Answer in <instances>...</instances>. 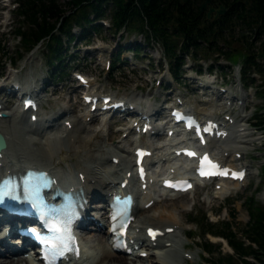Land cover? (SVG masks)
<instances>
[{
    "label": "rangeland",
    "instance_id": "374dc122",
    "mask_svg": "<svg viewBox=\"0 0 264 264\" xmlns=\"http://www.w3.org/2000/svg\"><path fill=\"white\" fill-rule=\"evenodd\" d=\"M60 1L65 2L66 0ZM14 3L15 0H0V42L1 46L5 47V51L8 52V57H5V55L0 52V79H10L9 75L14 73L9 81L10 88L14 85L15 80H21L26 77L27 79L23 82L24 84H31L33 80H39L40 83L42 81L45 82L43 89L39 92L40 96L44 100V108H42L43 115L46 112V115H49V113L51 114L53 111V113L58 112L62 107H72L77 104V100H80V102L82 101L80 91H82L83 88L79 81L75 79V73L81 71L89 75L94 89L99 93H110L117 98L127 96L132 100L137 99V101L142 102V104H144L146 100L152 102L157 101L156 103L158 105L164 107L163 111L165 114L167 113V108L165 107H167L170 103H174L175 97L177 94H180L184 100L193 102L195 110H203L204 108L209 109L217 112L219 114V118H223L226 113H231V115L235 117L239 123L250 126L249 131L252 133L248 137L250 141L239 142V140H234L232 138L229 139V143L232 141L231 144L235 145L232 152L234 153L235 151L240 150L241 152L239 153L243 154L242 161L247 163L249 169V175L246 178V182L238 185V188L234 190L236 194L219 197L213 193L215 190L214 184H207L206 186L196 188L192 192L180 194L174 199L166 200L164 197H160L161 199L159 201L152 204L149 208L145 207L144 210L138 211L135 215L136 220H143L145 213H156L159 217L160 211H162L165 207L167 210H174L177 213V221H181V225L188 232V235L190 234L189 232L192 233V237H188L187 235L181 233L187 242V248L182 247L181 249L193 257L192 259L187 258L182 263L178 264H210L207 262L208 255L205 254L202 249L204 240L201 238L202 233L200 235L201 230L195 223H193V221L199 222V217L202 215H206L212 222L232 220L231 213L235 212V223H238V227H243L250 218L248 206L246 205L248 197L255 196L260 203H264V186H261V181H264V170L261 169V166L264 163V133L261 131L256 132L257 129L251 127L253 122H257V120L254 119L253 110L264 104V101L258 98L256 88H247L242 85L240 81L241 61L234 63L233 61L231 62L229 60H225L223 56L216 58L217 55H215L213 59L208 60V62L204 59L195 60L190 56L187 58L185 57L186 64L182 66V71L185 75L180 78L181 81L175 82L171 77L169 70L166 69L167 63L161 58L162 49L159 44L146 40L144 34L129 33L125 30H122L120 33H114V30L109 28L110 21L107 19V21L103 22L104 26L100 28V32L94 33L90 36L91 39L93 38L90 42L75 41L66 46V48H68V54L65 58L64 67H61L64 71L60 69L54 70L52 66L47 64V54L44 53V45L37 46L32 53L26 56V58L17 61L16 68H14L12 65L14 62H12V60L18 59L19 54L24 50L15 35L18 17L13 11L15 7ZM75 32L78 34L80 31L76 28ZM135 45L140 48L141 54L138 57H136L131 50H127L122 55L123 61L116 64L113 71H107L106 65L109 59H113L114 61L118 52H122L125 48ZM230 46H232V49H235L236 51L244 50L243 42L241 41L234 40L231 43H226L225 49ZM201 63H213V65L218 63L221 64V66H214V72L210 75L206 73L205 67L207 66H205V69L203 70L204 73L199 78L200 83L204 81V79H209L210 81L219 80V82H224L226 88L230 90L232 89V93L235 94L237 98L239 97L245 99L246 104L244 106L240 105V107L235 104L236 106H234L233 112H231L230 109H223L221 105L213 107L212 105L218 103L220 104V100H217L216 102L214 101V104H211L212 97L208 94H201L199 85H197L198 83H191L193 80L191 77L196 76V73L192 72V69L193 67L196 68ZM58 71L60 73V78L53 77V73H57ZM17 77H21V79ZM256 77V83H259L260 76ZM193 86L196 90L193 89ZM75 88H79V90L75 91ZM55 89H57L56 92H54ZM1 90L6 93L4 88ZM4 93L1 95L2 98ZM168 96L169 99H167ZM5 97H8V94H6ZM12 98L17 104L15 103V105L10 108H6L7 110L19 108V106H21V102H17L16 97ZM171 98L172 101L170 102ZM237 100L238 99H236L235 102H237ZM80 110L81 108H79V110L77 108L75 112H70L68 116H61L59 122L63 123L67 117L77 118L78 116H82L86 110L85 108L83 111ZM101 122L103 121H100V123H92L89 128V133H92L91 136L94 133L93 130H100L103 126V132L101 130L102 133L100 138L103 139L105 144L111 147L122 144L130 152L133 151L135 145L133 142L130 143L128 140L131 139L133 141L136 137L134 134L131 133L129 137L124 138L125 132L123 131L122 125H111L112 127L109 128L110 126L108 123L105 126L102 125ZM127 123L130 122L128 121ZM167 129L168 126L163 131V134L156 138H145L144 142H158L163 144L161 141L165 140V132ZM116 130H120L118 136H115L113 140H109L108 136ZM54 131L49 132L51 133L49 135L53 136ZM30 133L31 134H27L26 136H36L33 132ZM75 133L78 135L80 132L76 131ZM121 139L123 140L121 141ZM69 142L71 143L73 141L66 140L65 143L53 141L47 148L53 155L56 156V160H58L59 156L56 149L60 146L69 147ZM26 146L39 153L36 146ZM162 149L167 150L166 147ZM69 164L71 165L72 162L64 161L60 165H51L57 169H70L68 167ZM162 165L163 163L161 165L158 163L156 169L161 172L164 171L165 168ZM227 184H229L228 186L230 187H235L234 183ZM162 215L165 216L163 213ZM167 218L168 217L166 215L163 218V222L174 223V220H169L168 222L164 221ZM163 222L158 220L155 224L159 223L160 225H165L162 224ZM89 232L103 235L104 229L100 232L94 230L93 227H90ZM207 238L217 244H220L224 253L232 252V248L222 237L208 235ZM97 243V241L91 240L89 245H97ZM129 257L132 258V256ZM160 260H162L160 261L161 263H164L166 258H162ZM135 263L160 264L156 261L150 262L148 260H138Z\"/></svg>",
    "mask_w": 264,
    "mask_h": 264
},
{
    "label": "trees",
    "instance_id": "16d2710c",
    "mask_svg": "<svg viewBox=\"0 0 264 264\" xmlns=\"http://www.w3.org/2000/svg\"><path fill=\"white\" fill-rule=\"evenodd\" d=\"M16 1L15 33L24 49L19 58L43 44L47 63L54 70L64 71L61 67L68 54L67 44L87 41L100 31L101 21L109 19L114 32L141 33L148 41L160 43L178 80L187 56L209 60L217 55L216 58L223 56L234 63L241 61L244 84L254 86L264 100V0H211L213 6L226 7V12L217 19L214 16L209 19L207 12L202 11L206 0ZM232 39L243 42L244 50L236 51L232 46L225 49ZM0 52L8 57L1 42ZM116 64L113 63L112 71ZM256 75L260 76L259 83ZM52 76L60 78L59 71ZM254 118L255 125L264 128V105L255 110ZM246 205L250 218L243 227L235 223V212L231 213L232 220L212 222L202 215L199 222L193 221L201 230L208 263L264 264V203L249 196ZM208 234L226 239L234 252L224 253L220 244L207 238Z\"/></svg>",
    "mask_w": 264,
    "mask_h": 264
},
{
    "label": "bare ground",
    "instance_id": "6f19581e",
    "mask_svg": "<svg viewBox=\"0 0 264 264\" xmlns=\"http://www.w3.org/2000/svg\"><path fill=\"white\" fill-rule=\"evenodd\" d=\"M13 74L9 75L10 79H6L3 82V87L8 94V97H5V101L3 103V107H0V113L6 112L8 113L7 117H0V132L4 134L6 140H7V148L4 150L6 166L1 168V171H8L12 170L14 171L15 168H19L23 164L27 165H33L38 167H43L46 170L51 171L53 174L60 170H71L77 172L76 174L78 178H81L80 182L76 179L75 184L78 185V187H82L89 198V206H88V213L92 215L93 210L92 206H98L100 203L106 200L107 195L110 191L115 190L117 187H119L122 183H125L127 185V188L131 191L136 192L138 203L135 206L134 209V215L138 213V211L144 210L146 207V204L149 202H152V204L159 201L160 197H165L166 200L168 199H174L176 196L172 193H166L165 190H162L159 194L157 192H151L152 190L146 192L144 194V190L140 189L142 183H138V190L135 189L134 186H136V182L138 179L135 175V169H134V163L131 160V156L133 155L132 151L130 152L128 149H126L122 144L121 145H114V146H108L105 144L103 139H101V133L103 132V124L102 129L100 130H93V137L89 133V128L94 122L100 123V114L95 111L92 112L90 109H87L85 113H83L82 116H78L77 118H70L67 117L63 123H60L58 119L64 115H69L70 112L76 111L77 108H81V110H84V103L80 100H77V104L74 106L69 107H62L58 112H55L51 115H46L45 121H42L41 118H39L36 123L38 125L43 124H49L48 127L40 128L36 131H33L32 128H29L26 126V114L27 111H23L24 103L19 106V108L7 110L6 108H10L11 106L15 105L13 103L12 95H15V91L18 90L15 83L10 88L9 87V81L11 80V76ZM14 77V76H13ZM41 80V79H40ZM45 82L38 81H32L31 84H29L31 87H33L31 90L33 93H39L40 89L43 88ZM206 85H209L206 83ZM209 87V86H208ZM59 90V89H58ZM79 90V88H75V91ZM57 89H55L54 92H56ZM94 92V88H92L91 92L89 93V96L92 95ZM62 95V94H61ZM180 96V95H178ZM213 96L217 98H221V92L217 91L213 93ZM61 98V97H60ZM169 99V96L167 97ZM215 98H211V100H214ZM232 102L236 100L235 96H230L228 98ZM239 99V98H238ZM130 100V99H126ZM50 101V100H49ZM132 102H137V99H131L129 102L132 104ZM157 102V101H156ZM156 102L148 101L146 102L147 105L144 107V112L149 115V117L155 116H161L163 115V109L164 107H161ZM228 101L225 102L227 104ZM129 103L124 107L127 110V115L124 116L122 119L113 120L108 122L109 128L114 126L115 124L123 125V131L128 132L124 138L129 137L131 133L134 131H137V127L140 125V122H142V117L140 114H143L144 112H139L137 109H130ZM213 104V103H211ZM222 105V108H226L227 110L231 109V107H226ZM233 104V103H232ZM91 106V105H90ZM185 106H188L191 111H194L202 118H218V113L209 109H203V110H195L193 106V102L185 101ZM214 107V105H212ZM166 108V107H165ZM207 108V107H206ZM80 110V111H81ZM130 113H136L135 121L131 124L126 123L127 117ZM31 116V114H30ZM29 116V117H30ZM147 117H143L144 121H146ZM136 121L137 124L135 123ZM105 126L107 123L104 124ZM112 125V126H111ZM244 124L239 123L238 120L233 118V123L231 121L227 122V125L224 126L230 131H226V134L218 138V140L211 142L208 145V148L211 150V148L217 144H219V148L216 152H213L217 158H219L223 162H228L230 160H233V155H236L237 152H241L240 150L232 152L233 148L235 147L234 144L229 143V139L239 140V142L244 141L247 142L249 140V136L251 135L249 133V129L247 127L243 126ZM10 126V127H9ZM104 126V127H105ZM144 126V122L141 123V130ZM77 129V130H76ZM121 129V127H120ZM51 130V131H50ZM55 130V131H54ZM102 130V132H101ZM53 136L49 135L52 132ZM76 131L80 132L78 135L75 133ZM30 132H33L36 136H26L27 134H31ZM123 132V133H124ZM111 133V132H110ZM120 133V130L113 131L109 137V140H113L115 136H118ZM138 133V132H137ZM141 131L138 133L140 134ZM160 135V133H157ZM107 137V136H106ZM105 137V138H106ZM179 133H175L172 138H169V142L165 144L164 146H157L154 148V150L157 152V156L151 160L153 162H156L158 159V163L160 161L163 162L164 165H168V169L174 168V165H172V161L175 160L174 158V144H176V140L179 139ZM96 139V140H94ZM66 140L73 141L69 142L70 146H60L58 149H56V152L59 156V159L56 160V156L53 155L49 150L48 146L53 141H59L60 143H65ZM107 140V139H106ZM123 139H121L122 141ZM131 140V139H130ZM128 140L130 143L137 144V140L134 139L133 141ZM120 141V142H121ZM223 141V142H221ZM250 141V140H249ZM108 142V141H107ZM236 144V143H235ZM26 145H32L36 146L39 153L30 149ZM126 146V145H125ZM149 149H152V145L145 144ZM237 146V145H236ZM166 147L167 150H163L162 148ZM168 147V148H167ZM162 149V150H161ZM41 151V152H40ZM213 151V150H212ZM160 153V154H159ZM118 158V163L114 162V159ZM236 159H234L235 161ZM52 161V162H51ZM72 162V164H69L70 169H57L55 167H52L51 164L60 165L62 162ZM189 167V165H187ZM15 167V168H14ZM81 175V177H80ZM54 176L57 177V174ZM154 176H150L149 180L144 181L143 183H147V186L150 188L156 187L158 188V182L155 181ZM58 181L61 180L57 177ZM63 183V181H61ZM226 182V183H225ZM223 181L224 185L221 186L220 190H214L213 193L215 195H218L219 197H225L228 195H233L235 193V189L238 188V185L241 183H245V179L242 182H233L235 184V187L228 186L230 183L228 180ZM220 182L216 183L219 184ZM155 188V189H156ZM157 191V190H154ZM140 192H142L144 195H142L143 200L139 202V198H141ZM209 196V195H208ZM207 197V196H206ZM218 197V198H219ZM264 197V193H263ZM99 199V202L92 203L93 200ZM225 199V198H224ZM100 211V210H99ZM102 211V210H101ZM162 213L166 216L167 219L164 221L168 222L169 220H174V223H165L163 222V218L165 216L162 215ZM104 214V212H103ZM177 213L174 210H167L165 207L162 211H160L159 217L156 215V213L147 214L145 213L143 220L138 219L134 220L132 223V229H133V236L130 237L132 247L137 248L136 255L133 256L134 258H131L127 256L126 254L123 255V253H118L113 251L110 248V242H109V232L108 229H105V225H98L94 226L97 231H102L104 229V234H95L89 231H83L85 232L83 234L84 239H86L87 242L94 240L97 241V245L93 244L90 245V247L97 249L99 252V258L95 261L91 262L90 264H136L135 262L140 261H156L160 264H178L182 263L187 258H192L193 256H190L189 254L182 251L183 248H187V242L185 238L182 236V234H185L188 236V232L183 228L181 225V221H177ZM102 218H104L102 216ZM136 218V216H135ZM162 218V219H160ZM158 220H161L163 222L160 225L159 223L155 224V222H158ZM155 221V222H154ZM178 224V226H177ZM176 225V227H175ZM86 227V226H84ZM149 227H154L156 229H161L163 231V235L161 237L156 238L154 241H152L146 234L147 229ZM108 228V227H107ZM167 228H171V231H168ZM182 233V234H181ZM99 245V246H98ZM3 246V247H1ZM147 252L145 256L140 255L141 252ZM182 253V254H181ZM184 255V257H183ZM154 257V258H153ZM166 258V261L164 263H161L160 259ZM172 259V260H170ZM134 261V262H133ZM170 261V262H168ZM179 261V262H178ZM30 258L25 256L22 249H20L18 246L13 244V240L10 239V242H5L1 240L0 242V264H29ZM147 264V263H144Z\"/></svg>",
    "mask_w": 264,
    "mask_h": 264
},
{
    "label": "snow or ice",
    "instance_id": "6c2138e0",
    "mask_svg": "<svg viewBox=\"0 0 264 264\" xmlns=\"http://www.w3.org/2000/svg\"><path fill=\"white\" fill-rule=\"evenodd\" d=\"M143 155V154H142ZM189 155H195L194 153H189ZM208 169V170H205ZM228 173L226 171H220L219 170V166L213 164L206 156L204 157L202 164H201V175H227ZM235 175L237 178H243V174L239 173V174H233ZM14 187V186H13ZM8 193L5 191H0V200H2V197L4 195H7ZM150 234L155 237L156 233L154 232H150ZM58 254H62L61 252L58 253H53V259H55V256Z\"/></svg>",
    "mask_w": 264,
    "mask_h": 264
},
{
    "label": "water",
    "instance_id": "95a60500",
    "mask_svg": "<svg viewBox=\"0 0 264 264\" xmlns=\"http://www.w3.org/2000/svg\"><path fill=\"white\" fill-rule=\"evenodd\" d=\"M248 3V1H247ZM206 9H208L207 11V16L208 18H211L213 13H215V18H218L220 15L224 14L226 12V7L224 5H221L220 7H215L211 5V0H206L204 2V4L202 5V11H205ZM7 148V140L4 136V134H2L0 132V151L3 149Z\"/></svg>",
    "mask_w": 264,
    "mask_h": 264
}]
</instances>
